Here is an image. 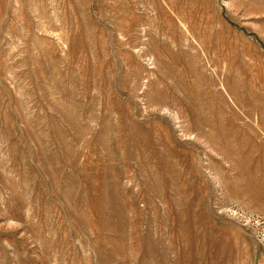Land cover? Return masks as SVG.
Segmentation results:
<instances>
[{"label": "rangeland", "instance_id": "obj_1", "mask_svg": "<svg viewBox=\"0 0 264 264\" xmlns=\"http://www.w3.org/2000/svg\"><path fill=\"white\" fill-rule=\"evenodd\" d=\"M0 264H264V0H0Z\"/></svg>", "mask_w": 264, "mask_h": 264}]
</instances>
